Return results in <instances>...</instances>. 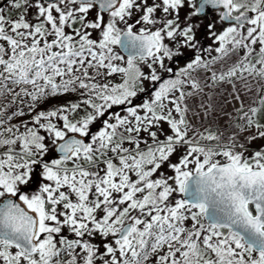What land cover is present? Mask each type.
Listing matches in <instances>:
<instances>
[{"label": "snow or ice", "instance_id": "snow-or-ice-1", "mask_svg": "<svg viewBox=\"0 0 264 264\" xmlns=\"http://www.w3.org/2000/svg\"><path fill=\"white\" fill-rule=\"evenodd\" d=\"M260 142L264 0H0V264H264Z\"/></svg>", "mask_w": 264, "mask_h": 264}, {"label": "rangeland", "instance_id": "rangeland-1", "mask_svg": "<svg viewBox=\"0 0 264 264\" xmlns=\"http://www.w3.org/2000/svg\"><path fill=\"white\" fill-rule=\"evenodd\" d=\"M215 20V16L213 14V16L211 17V19L209 18H204L201 21H199L200 23V29L197 33V38L199 39V41L201 42V44L207 46L209 43H211L210 40L207 39V33H206V29L205 26L210 22V21H214ZM219 27V25H218ZM191 53H186V57L190 56ZM183 64V59L181 60V66ZM64 102L63 100H52L49 102V105L46 106H51V104H56V103H60V102ZM137 102H139V99L137 100ZM223 123V122H222ZM260 143H264V142H260Z\"/></svg>", "mask_w": 264, "mask_h": 264}, {"label": "water", "instance_id": "water-1", "mask_svg": "<svg viewBox=\"0 0 264 264\" xmlns=\"http://www.w3.org/2000/svg\"><path fill=\"white\" fill-rule=\"evenodd\" d=\"M213 14L210 12L207 17L211 18Z\"/></svg>", "mask_w": 264, "mask_h": 264}, {"label": "trees", "instance_id": "trees-1", "mask_svg": "<svg viewBox=\"0 0 264 264\" xmlns=\"http://www.w3.org/2000/svg\"><path fill=\"white\" fill-rule=\"evenodd\" d=\"M58 103H59V102H58ZM60 103H62V101H61Z\"/></svg>", "mask_w": 264, "mask_h": 264}, {"label": "flooded vegetation", "instance_id": "flooded-vegetation-1", "mask_svg": "<svg viewBox=\"0 0 264 264\" xmlns=\"http://www.w3.org/2000/svg\"><path fill=\"white\" fill-rule=\"evenodd\" d=\"M209 19H211V18H209Z\"/></svg>", "mask_w": 264, "mask_h": 264}]
</instances>
